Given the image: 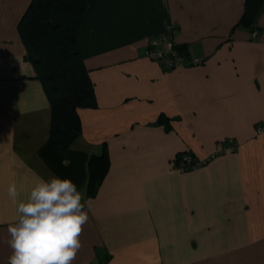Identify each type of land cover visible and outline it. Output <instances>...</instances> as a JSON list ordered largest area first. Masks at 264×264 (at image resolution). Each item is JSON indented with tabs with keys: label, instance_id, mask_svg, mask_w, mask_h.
Segmentation results:
<instances>
[{
	"label": "crops",
	"instance_id": "1",
	"mask_svg": "<svg viewBox=\"0 0 264 264\" xmlns=\"http://www.w3.org/2000/svg\"><path fill=\"white\" fill-rule=\"evenodd\" d=\"M30 1L0 0V264L16 215L9 184L23 199L36 176L76 181L39 152L49 100L18 33ZM244 11L245 0H87L78 42L97 105L78 108L71 148L81 163L105 151L109 164L94 195L86 177L75 183L89 220L74 264H264V10L254 39ZM169 23L198 63L145 56ZM228 138L237 149L214 154ZM183 151L208 160L179 171Z\"/></svg>",
	"mask_w": 264,
	"mask_h": 264
},
{
	"label": "trees",
	"instance_id": "2",
	"mask_svg": "<svg viewBox=\"0 0 264 264\" xmlns=\"http://www.w3.org/2000/svg\"><path fill=\"white\" fill-rule=\"evenodd\" d=\"M86 7L87 0H31L18 22V33L26 58L33 64L35 77L49 100L48 136L39 152L53 167L59 166L61 174L66 172L74 178L75 183L81 185L86 177L87 195L92 196L108 168L107 154L104 151L92 155L81 163L84 152L71 148L81 132L78 108L97 105L78 42ZM262 10L264 0H245V11L238 25L256 29L254 21ZM185 153L176 155V164ZM64 159L70 160L67 166L62 164ZM79 162L82 176H77L75 169Z\"/></svg>",
	"mask_w": 264,
	"mask_h": 264
},
{
	"label": "clouds",
	"instance_id": "3",
	"mask_svg": "<svg viewBox=\"0 0 264 264\" xmlns=\"http://www.w3.org/2000/svg\"><path fill=\"white\" fill-rule=\"evenodd\" d=\"M69 163L62 161L65 166ZM7 193L16 205L4 240L11 249L7 264H74L89 220L77 185L68 178L36 176L25 198H20L15 182Z\"/></svg>",
	"mask_w": 264,
	"mask_h": 264
},
{
	"label": "built area",
	"instance_id": "4",
	"mask_svg": "<svg viewBox=\"0 0 264 264\" xmlns=\"http://www.w3.org/2000/svg\"><path fill=\"white\" fill-rule=\"evenodd\" d=\"M173 31L174 26L169 23L161 34L151 36L144 50L145 56L158 62L166 69L198 63V59H192L189 62L186 61L185 56L180 50V45L173 39ZM257 35L258 31L255 29L250 33L252 39L256 38ZM256 131L257 133L264 131V125H258ZM236 149L237 144L235 141L228 138L217 143L214 154L233 152ZM207 160L208 159L194 158L191 154L186 152L179 160V163H175L174 167L179 171L192 170L204 165Z\"/></svg>",
	"mask_w": 264,
	"mask_h": 264
}]
</instances>
